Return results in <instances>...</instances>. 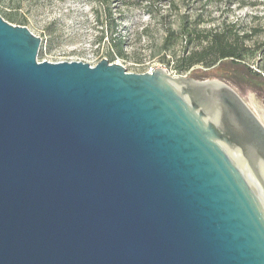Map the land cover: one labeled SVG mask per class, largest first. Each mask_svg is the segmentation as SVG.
<instances>
[{"label":"water","instance_id":"95a60500","mask_svg":"<svg viewBox=\"0 0 264 264\" xmlns=\"http://www.w3.org/2000/svg\"><path fill=\"white\" fill-rule=\"evenodd\" d=\"M40 42L0 15V264H264V122L231 85Z\"/></svg>","mask_w":264,"mask_h":264},{"label":"rangeland","instance_id":"374dc122","mask_svg":"<svg viewBox=\"0 0 264 264\" xmlns=\"http://www.w3.org/2000/svg\"><path fill=\"white\" fill-rule=\"evenodd\" d=\"M103 1L0 0V15L41 38L38 61L77 60L95 65L107 58L130 72L164 67L185 77L212 76L213 71L201 63L187 69L176 67L183 53L205 45L198 39L185 43L182 27L201 31L228 28L247 46L241 61L264 76V0H109L111 15L105 14ZM110 22L120 40L117 46H111L107 37L95 41ZM168 28L174 33L166 44ZM234 71L229 67L226 77L214 78L231 85L260 115L264 85H254Z\"/></svg>","mask_w":264,"mask_h":264},{"label":"trees","instance_id":"16d2710c","mask_svg":"<svg viewBox=\"0 0 264 264\" xmlns=\"http://www.w3.org/2000/svg\"><path fill=\"white\" fill-rule=\"evenodd\" d=\"M109 0L103 1L105 14L111 15L112 7L108 4ZM150 1V0H149ZM174 31L167 29L165 43L167 44ZM182 34L185 37V43H191L193 39L205 42V45L198 51H192L188 54H182L177 59L179 69H187L196 63L206 65L209 70L213 71V77H226L227 68L232 67L234 73L245 77L254 85L262 87L264 85V76L261 72L253 70L241 59L247 51V46L240 42L238 34L223 28L221 30L208 29L198 30L188 26L182 27ZM109 38L108 43L111 46H117L120 40L114 35L113 24L110 22L107 28L100 31L96 42H101L104 38ZM117 39V40H116ZM120 55H122L119 52Z\"/></svg>","mask_w":264,"mask_h":264},{"label":"built area","instance_id":"2783aa9c","mask_svg":"<svg viewBox=\"0 0 264 264\" xmlns=\"http://www.w3.org/2000/svg\"><path fill=\"white\" fill-rule=\"evenodd\" d=\"M157 68V67H156ZM160 68H163V69H165V70H167L166 68H164V67H160ZM155 68H153V67H150L148 70H146V71H148V72H151L152 70H154ZM168 71V70H167ZM168 72H170V71H168ZM171 73V72H170ZM172 74V73H171Z\"/></svg>","mask_w":264,"mask_h":264},{"label":"flooded vegetation","instance_id":"af4514ba","mask_svg":"<svg viewBox=\"0 0 264 264\" xmlns=\"http://www.w3.org/2000/svg\"><path fill=\"white\" fill-rule=\"evenodd\" d=\"M258 114H259V112H258ZM259 117L264 121V109L262 110V113L259 115Z\"/></svg>","mask_w":264,"mask_h":264},{"label":"bare ground","instance_id":"6f19581e","mask_svg":"<svg viewBox=\"0 0 264 264\" xmlns=\"http://www.w3.org/2000/svg\"><path fill=\"white\" fill-rule=\"evenodd\" d=\"M259 116V115H258ZM263 121V120H262ZM264 122V121H263Z\"/></svg>","mask_w":264,"mask_h":264}]
</instances>
